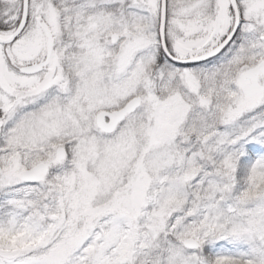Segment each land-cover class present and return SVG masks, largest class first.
<instances>
[{"label": "snow or ice", "instance_id": "snow-or-ice-1", "mask_svg": "<svg viewBox=\"0 0 264 264\" xmlns=\"http://www.w3.org/2000/svg\"><path fill=\"white\" fill-rule=\"evenodd\" d=\"M0 264H264V0H0Z\"/></svg>", "mask_w": 264, "mask_h": 264}]
</instances>
